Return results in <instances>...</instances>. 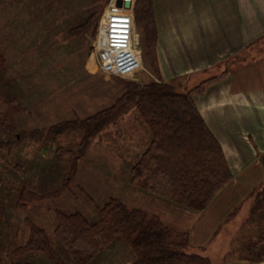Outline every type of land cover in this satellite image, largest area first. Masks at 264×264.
Returning <instances> with one entry per match:
<instances>
[{
    "label": "rangeland",
    "instance_id": "1",
    "mask_svg": "<svg viewBox=\"0 0 264 264\" xmlns=\"http://www.w3.org/2000/svg\"><path fill=\"white\" fill-rule=\"evenodd\" d=\"M110 2L0 0V58L4 59L0 82L7 98L16 99L25 109L20 111L23 109L11 104L7 110L10 120H0V256L4 264L25 260L52 264L42 254L11 253L28 240L31 231L29 222L45 228L54 244H58L55 236L58 211H81L90 219H98L100 210L97 204L102 205L109 198H119L132 207L158 214L179 230L188 229L190 224L191 229L193 224L199 225L203 219L204 209L185 207L132 184L131 167L151 137V130L136 105L106 123L94 136L84 157L78 161L69 189L59 196L33 200L24 208L15 207V201L25 185L45 194L62 185L70 161L57 149L76 150L83 137L82 131L57 139L46 134L32 136L34 130L46 132L60 121L75 116L84 118L109 107L124 93L129 80L148 83L160 76L172 82L177 90L185 92L207 79L187 85L189 77L165 78L157 58L158 75L148 61L146 50L142 54L141 67L133 75L119 77L103 72L97 58L96 40ZM94 12L97 13L96 19L89 23L88 29L72 31L83 23L89 13ZM134 27L136 38L138 35L141 37L142 30L136 20ZM237 60L236 57L224 58L220 63L221 72L227 70L228 73L219 80L242 63ZM23 132L26 136H21ZM263 188L264 185L255 191L254 203L252 200L249 204L255 206L261 200L257 195ZM83 190L97 204L86 197ZM263 208L264 201H261L257 210ZM263 218L248 216L244 225L254 229L264 225ZM228 233L234 236L226 235ZM252 237L247 232L236 234L235 229L227 230L225 234L220 233L218 240L223 239L224 243L218 246L228 247V255L235 257L237 244L252 241ZM190 249L189 245L187 250ZM238 250L241 256L250 254L247 250ZM135 258L131 244L119 238L86 264H128Z\"/></svg>",
    "mask_w": 264,
    "mask_h": 264
},
{
    "label": "trees",
    "instance_id": "2",
    "mask_svg": "<svg viewBox=\"0 0 264 264\" xmlns=\"http://www.w3.org/2000/svg\"><path fill=\"white\" fill-rule=\"evenodd\" d=\"M134 12L137 26L145 31L144 46L148 61L155 73L160 75L153 0H135ZM89 14L72 31L88 29L89 23L94 22L97 16L96 12ZM3 61L0 58V72ZM227 73L226 70L211 76L185 92L177 90L172 82L160 76L158 80L148 83L129 80L126 81L124 93L109 107L84 118L75 116L60 121L46 132L34 130L32 136L46 134L57 139L68 133L82 131L83 137L76 150L64 147L57 149L70 161L62 185L46 194L25 185L19 199L15 201V207L24 208L33 200L59 196L69 189L70 181L77 172L78 161L84 157L94 136L106 123L136 105L151 130V137L131 167L132 184L185 207L205 209L232 179L233 174L219 140L200 114L193 95L204 93L211 83ZM11 104L23 109L16 99L7 98L0 82V120H10L7 110ZM21 136L26 134L23 132ZM83 192L96 203L86 190ZM257 198L261 200H258L253 211L264 201V188ZM97 208L100 210L98 219H90L81 211H58L55 230L58 244H54L45 228L30 221L28 240L15 247L11 253L42 254L52 264H86L121 238L131 244L136 255L128 264H211L209 257L187 250L190 242L188 230H179L158 214L132 207L119 198H109L104 204H97ZM0 264H4L1 256ZM12 264L37 263L25 260Z\"/></svg>",
    "mask_w": 264,
    "mask_h": 264
},
{
    "label": "crops",
    "instance_id": "3",
    "mask_svg": "<svg viewBox=\"0 0 264 264\" xmlns=\"http://www.w3.org/2000/svg\"><path fill=\"white\" fill-rule=\"evenodd\" d=\"M153 7L156 55L165 78L189 77V85L221 73L224 58L242 62L205 93L193 95L233 177L204 209L199 225L182 229L190 234L189 251L211 264H264V225H244L248 216L264 217V208L253 211V195L264 185V0H153ZM139 29L142 36L134 33L133 39L142 57L145 31ZM234 229L253 240L238 243L232 257L228 247L218 246L224 243L218 237ZM238 249L250 254L241 256Z\"/></svg>",
    "mask_w": 264,
    "mask_h": 264
},
{
    "label": "built area",
    "instance_id": "4",
    "mask_svg": "<svg viewBox=\"0 0 264 264\" xmlns=\"http://www.w3.org/2000/svg\"><path fill=\"white\" fill-rule=\"evenodd\" d=\"M126 0H111L99 26L97 58L107 74L131 76L142 65L141 53L134 44V14Z\"/></svg>",
    "mask_w": 264,
    "mask_h": 264
},
{
    "label": "water",
    "instance_id": "5",
    "mask_svg": "<svg viewBox=\"0 0 264 264\" xmlns=\"http://www.w3.org/2000/svg\"><path fill=\"white\" fill-rule=\"evenodd\" d=\"M125 6H126L127 8H129V7L131 6V0H126V1H125Z\"/></svg>",
    "mask_w": 264,
    "mask_h": 264
}]
</instances>
